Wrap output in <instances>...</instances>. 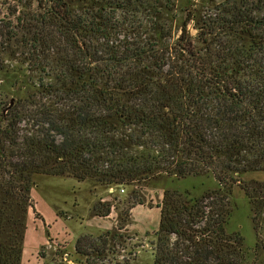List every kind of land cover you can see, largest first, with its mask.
I'll list each match as a JSON object with an SVG mask.
<instances>
[{"label":"trees","instance_id":"obj_1","mask_svg":"<svg viewBox=\"0 0 264 264\" xmlns=\"http://www.w3.org/2000/svg\"><path fill=\"white\" fill-rule=\"evenodd\" d=\"M197 2L174 37L177 0H0V264H20L40 175L91 182L104 215L110 188L144 204L151 181L210 175L162 189L153 264H264V0ZM235 187L253 246L227 230Z\"/></svg>","mask_w":264,"mask_h":264},{"label":"rangeland","instance_id":"obj_2","mask_svg":"<svg viewBox=\"0 0 264 264\" xmlns=\"http://www.w3.org/2000/svg\"><path fill=\"white\" fill-rule=\"evenodd\" d=\"M197 1L177 0L174 37L179 33L177 27L185 16L183 9L201 7ZM0 12H3L1 6ZM188 28L191 35L197 34L192 25ZM8 46L9 51L14 49L13 42L9 41ZM0 57L10 69L16 66L15 60H10L4 48L0 49ZM10 98L0 93V112L5 110ZM248 174L256 178L264 176L262 172ZM215 186V180L210 175L182 179L163 177L149 182L144 191V204L129 200L130 188L123 191L120 188L111 192L117 194V198L111 200V209L104 215L105 208L100 210L97 206L98 202L106 200V193L91 182L69 177L37 176L31 191L20 264H153L152 247L159 226L157 204L161 202L162 189H188L193 195H199ZM232 202L234 206L227 230H239L246 244L253 246L255 234L249 205L238 187L233 190ZM123 216H126L125 219ZM105 233L109 234L108 243L103 247L95 244L92 248V240ZM76 245L79 249L75 248Z\"/></svg>","mask_w":264,"mask_h":264},{"label":"built area","instance_id":"obj_3","mask_svg":"<svg viewBox=\"0 0 264 264\" xmlns=\"http://www.w3.org/2000/svg\"><path fill=\"white\" fill-rule=\"evenodd\" d=\"M114 190H115L114 188H110V189H109L110 192H113ZM123 190H124V189H122V188L120 189V191H123Z\"/></svg>","mask_w":264,"mask_h":264}]
</instances>
